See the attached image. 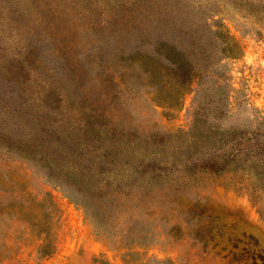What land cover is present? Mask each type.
<instances>
[{"label": "rangeland", "instance_id": "obj_1", "mask_svg": "<svg viewBox=\"0 0 264 264\" xmlns=\"http://www.w3.org/2000/svg\"><path fill=\"white\" fill-rule=\"evenodd\" d=\"M246 1L0 0V96L23 92L38 102L46 92L65 91L55 59L99 103H111L98 64L104 52L110 56L103 64L120 82L114 88L124 121L144 134L189 130L196 93L215 83L227 84L221 124L255 127L264 118V14ZM181 19H209L224 32L236 58L224 60L222 78L212 72L180 87L151 58L155 35L178 32ZM146 57L165 71L163 91L141 75ZM241 178L191 187L157 205L128 204L103 237L72 201L76 193L0 149V264H264V222Z\"/></svg>", "mask_w": 264, "mask_h": 264}, {"label": "trees", "instance_id": "obj_2", "mask_svg": "<svg viewBox=\"0 0 264 264\" xmlns=\"http://www.w3.org/2000/svg\"><path fill=\"white\" fill-rule=\"evenodd\" d=\"M246 8H257L262 15L264 1L248 0ZM172 32L155 35L151 58L177 76L180 87L212 72L222 78L224 60L236 58L224 32L209 19L203 23L181 19L180 30ZM136 50L141 54L139 46ZM101 56L103 90L112 97L111 103H99L75 77H67L65 64L58 66L53 59L52 69L60 72L65 91L46 92L38 102L23 92L0 96V149L34 162L66 192L76 193L72 201L82 205L96 234L103 237L113 231L128 204L157 205L166 196L175 198L191 187L205 189L229 177L246 180L240 186L249 192L264 222V118L251 128L223 126L227 84L215 83L196 93L189 130L144 134L125 123L114 88L120 82L103 64L110 54ZM139 63L141 75L151 83L158 81V91H163L165 71L152 66L150 57Z\"/></svg>", "mask_w": 264, "mask_h": 264}]
</instances>
